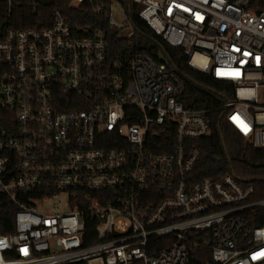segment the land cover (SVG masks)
<instances>
[{
	"label": "built area",
	"instance_id": "1",
	"mask_svg": "<svg viewBox=\"0 0 264 264\" xmlns=\"http://www.w3.org/2000/svg\"><path fill=\"white\" fill-rule=\"evenodd\" d=\"M131 1L189 68L230 85L224 121L264 149V12L249 0ZM0 3L10 16L16 0ZM92 3L132 46L122 6L118 24L111 2L71 0ZM183 93L166 62L135 50L114 59L104 30L75 29L58 11L46 27L5 28L0 209L14 213L0 264H264V198L231 174L195 177V142L210 128Z\"/></svg>",
	"mask_w": 264,
	"mask_h": 264
},
{
	"label": "trees",
	"instance_id": "2",
	"mask_svg": "<svg viewBox=\"0 0 264 264\" xmlns=\"http://www.w3.org/2000/svg\"><path fill=\"white\" fill-rule=\"evenodd\" d=\"M105 4L117 1L125 10L134 34L132 46L117 40L111 33L105 12L92 13V4L72 6L71 0H53L46 7L35 6L34 0H16L10 16H5L4 7L0 3V36L5 28H42L52 22V14L58 11L67 18L75 29H101L107 34L110 54L117 58L132 50L149 54L157 60L160 53L166 61L167 68L173 71L184 86L180 98L182 105L190 110L202 112L208 122L210 135L195 142L200 150L199 159L194 168L197 179L211 178L219 180L227 174L235 177L242 186L251 185L253 199L264 198V149H254L244 145L242 139L224 121L222 105L231 97L230 85L195 71L186 65V57L179 48L170 47L160 37L154 35L148 26L138 18L139 5L131 0H101ZM233 2L234 0H227ZM249 8L255 13L264 12V0H249ZM151 45L150 50L147 46ZM126 122L129 119L126 114ZM14 210L3 206L0 209V234L11 233L13 229ZM84 245L95 243L92 225L86 226ZM71 264H84L83 262Z\"/></svg>",
	"mask_w": 264,
	"mask_h": 264
},
{
	"label": "rangeland",
	"instance_id": "3",
	"mask_svg": "<svg viewBox=\"0 0 264 264\" xmlns=\"http://www.w3.org/2000/svg\"><path fill=\"white\" fill-rule=\"evenodd\" d=\"M111 18L118 24H124L125 16L122 12V7L117 1H111ZM127 28H123L120 34H124Z\"/></svg>",
	"mask_w": 264,
	"mask_h": 264
},
{
	"label": "water",
	"instance_id": "4",
	"mask_svg": "<svg viewBox=\"0 0 264 264\" xmlns=\"http://www.w3.org/2000/svg\"><path fill=\"white\" fill-rule=\"evenodd\" d=\"M34 2H35L36 4H38L39 6L46 7V6H48V5L51 4L52 0H34ZM151 47H152L151 45H148V46H147V50H150ZM156 57H157V60H158L160 63H165V62H166L165 59L163 58V56H162L160 53H158V54L156 55Z\"/></svg>",
	"mask_w": 264,
	"mask_h": 264
}]
</instances>
